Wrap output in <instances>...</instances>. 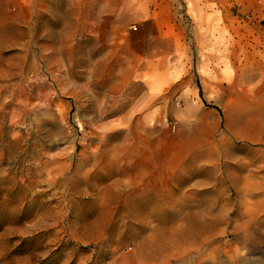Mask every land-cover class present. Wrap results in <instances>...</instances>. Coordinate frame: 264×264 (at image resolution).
<instances>
[{"label":"rangeland","instance_id":"rangeland-1","mask_svg":"<svg viewBox=\"0 0 264 264\" xmlns=\"http://www.w3.org/2000/svg\"><path fill=\"white\" fill-rule=\"evenodd\" d=\"M246 2L0 0V264H264Z\"/></svg>","mask_w":264,"mask_h":264},{"label":"bare ground","instance_id":"bare-ground-1","mask_svg":"<svg viewBox=\"0 0 264 264\" xmlns=\"http://www.w3.org/2000/svg\"><path fill=\"white\" fill-rule=\"evenodd\" d=\"M234 126L236 130L245 136L246 138L259 139L264 141V129H262L261 124H256L254 121L248 119L243 122L236 123L234 121Z\"/></svg>","mask_w":264,"mask_h":264},{"label":"crops","instance_id":"crops-1","mask_svg":"<svg viewBox=\"0 0 264 264\" xmlns=\"http://www.w3.org/2000/svg\"><path fill=\"white\" fill-rule=\"evenodd\" d=\"M246 3L247 4H244L243 6L246 7V10L251 12L253 15L256 13L258 15H262V13H264V0H247Z\"/></svg>","mask_w":264,"mask_h":264}]
</instances>
